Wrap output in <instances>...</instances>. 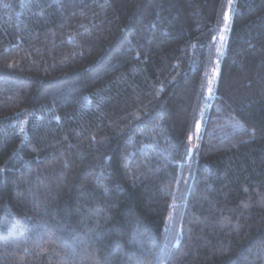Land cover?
<instances>
[{"label":"trees","instance_id":"obj_1","mask_svg":"<svg viewBox=\"0 0 264 264\" xmlns=\"http://www.w3.org/2000/svg\"><path fill=\"white\" fill-rule=\"evenodd\" d=\"M0 264H264V0H0Z\"/></svg>","mask_w":264,"mask_h":264},{"label":"rangeland","instance_id":"obj_2","mask_svg":"<svg viewBox=\"0 0 264 264\" xmlns=\"http://www.w3.org/2000/svg\"><path fill=\"white\" fill-rule=\"evenodd\" d=\"M231 18H232V12L229 14V20H231ZM228 34H229V31H228V29H226V31H224L222 34H221V36H220V38H221V49L223 50V49H225L224 47L226 46V43H227V40H228Z\"/></svg>","mask_w":264,"mask_h":264},{"label":"snow or ice","instance_id":"obj_3","mask_svg":"<svg viewBox=\"0 0 264 264\" xmlns=\"http://www.w3.org/2000/svg\"><path fill=\"white\" fill-rule=\"evenodd\" d=\"M228 19V17H226V20Z\"/></svg>","mask_w":264,"mask_h":264}]
</instances>
